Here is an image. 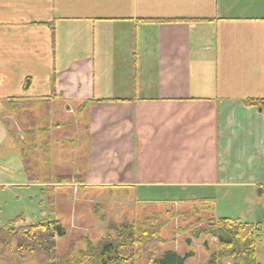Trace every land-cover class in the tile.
<instances>
[{"label": "crops", "instance_id": "0c3cea01", "mask_svg": "<svg viewBox=\"0 0 264 264\" xmlns=\"http://www.w3.org/2000/svg\"><path fill=\"white\" fill-rule=\"evenodd\" d=\"M0 56L5 100L86 117L85 184L134 185L149 162L232 204L264 197V112L246 104L264 99V0H0Z\"/></svg>", "mask_w": 264, "mask_h": 264}, {"label": "rangeland", "instance_id": "374dc122", "mask_svg": "<svg viewBox=\"0 0 264 264\" xmlns=\"http://www.w3.org/2000/svg\"><path fill=\"white\" fill-rule=\"evenodd\" d=\"M84 34L85 30L75 29L72 24L69 29L61 30V37L67 38V41L76 37L81 41ZM1 76L0 244L7 239V234L2 229L19 217H22L24 222L17 226L43 220L60 221L66 235L56 240L57 255L62 258H73L80 251H84L88 243L98 245L113 227L124 221H133L153 213L164 215L166 211H171L169 223L167 222L161 235L165 241L162 251H174L182 257L190 255L186 259V264H207L210 255L217 250L216 239L199 236L198 230L206 227V222L210 218L217 220L246 217L244 221L247 222L255 221L257 216H264V197L260 202L254 199L249 206L241 200L232 204L227 200V190L199 189L192 185V180L169 179L171 174H166L164 167L149 166V162L145 168L146 173L134 185H116L114 174L108 175L114 185L101 187L89 186L87 182V185L85 182L77 183L82 182L87 172V152H76L83 147V138L87 135L84 124L86 117L79 114V108L65 109L58 103L49 104L43 113L44 117L46 112L50 116L49 127L52 129L50 165L48 166L44 156L39 154L40 165L34 163L30 166L31 171L35 173L37 171L39 182L30 183L24 172L20 152L23 146L20 140L26 139V136L20 135L23 131L18 121L20 117L18 119L5 110L6 96L15 92L17 82L15 76L9 74ZM26 100L33 105L32 99L25 97L23 103ZM30 113L22 117L30 121L34 117ZM1 121L10 128L9 132H6ZM25 154L29 162H32V153ZM143 155V160L150 161L148 152H144ZM40 170L42 173L38 172ZM176 176L178 178L180 175ZM62 178H65L64 182H61ZM212 197L215 203L197 201ZM199 220L202 221L200 225ZM206 242L209 249L204 247ZM257 250V260L264 264V237ZM222 264L229 262L225 260Z\"/></svg>", "mask_w": 264, "mask_h": 264}, {"label": "trees", "instance_id": "16d2710c", "mask_svg": "<svg viewBox=\"0 0 264 264\" xmlns=\"http://www.w3.org/2000/svg\"><path fill=\"white\" fill-rule=\"evenodd\" d=\"M158 22L186 21L158 20ZM30 87L31 80L28 78L23 86L24 92ZM54 96L41 102L31 101L33 105L29 100L23 103L24 98L11 99L5 105L6 112H10L18 119L20 117L18 121L23 130L20 135L26 136V139L20 140L23 143L20 152L24 172L30 183L39 182L37 171L35 173L30 168L34 163L40 165L38 155L44 156L48 166L51 162L50 116L46 112L44 117L43 113L48 109L50 99ZM45 102L48 105H45ZM246 104L264 112V99H249ZM27 113L34 115L30 121L22 117ZM25 152L32 153V162H29ZM38 172L42 173L41 170ZM64 180L65 178H62L61 182ZM197 201L211 202L203 199ZM170 212L166 211L164 215L153 213L133 221H124L119 226L113 227L98 245L93 246L88 243L86 249L73 258H62L57 255L56 240L66 235L60 221L43 220L17 226L24 222L23 218L19 217L2 229L6 232L7 239L0 244V264H186V259L190 255L182 257L174 251H162L165 241L161 235L171 218ZM199 221L200 225L202 221ZM198 234L216 239L217 250L210 255L207 264H222L225 260H228L229 264H260L257 260V246L264 237L261 224L226 218L216 220L212 217L206 222V227L198 230ZM204 247L209 249L207 242Z\"/></svg>", "mask_w": 264, "mask_h": 264}]
</instances>
